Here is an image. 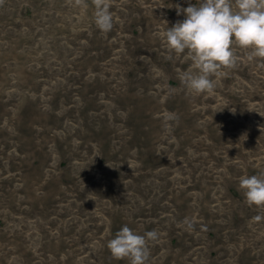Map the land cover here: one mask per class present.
<instances>
[{
	"label": "rangeland",
	"instance_id": "1",
	"mask_svg": "<svg viewBox=\"0 0 264 264\" xmlns=\"http://www.w3.org/2000/svg\"><path fill=\"white\" fill-rule=\"evenodd\" d=\"M107 2L104 33L95 0H0V264H129L123 226L156 231L146 264H264L239 188L264 177V58L233 45L192 94L162 36L199 0Z\"/></svg>",
	"mask_w": 264,
	"mask_h": 264
},
{
	"label": "clouds",
	"instance_id": "2",
	"mask_svg": "<svg viewBox=\"0 0 264 264\" xmlns=\"http://www.w3.org/2000/svg\"><path fill=\"white\" fill-rule=\"evenodd\" d=\"M175 7L183 19L169 26L162 40L170 53L179 56L187 52L195 71L183 72L180 80L190 93L211 92L216 86L211 77L222 67L236 66L233 45L251 49L249 60L264 58V0H199ZM109 9L107 0H95L94 23L104 33L113 28ZM239 188L248 205L264 207V177L244 176ZM156 238V231L140 235L123 226L107 248L116 260L146 264L150 254L147 241Z\"/></svg>",
	"mask_w": 264,
	"mask_h": 264
},
{
	"label": "bare ground",
	"instance_id": "3",
	"mask_svg": "<svg viewBox=\"0 0 264 264\" xmlns=\"http://www.w3.org/2000/svg\"><path fill=\"white\" fill-rule=\"evenodd\" d=\"M16 234V233H15ZM10 237V236H9ZM12 239V238H11ZM22 240V239H21ZM23 241V240H22ZM23 243V242H22ZM5 248V247H4ZM15 249H16V247H15ZM11 251H12V249H11ZM35 251V250H34ZM14 255V254H13ZM35 258V257H34ZM3 261V260H2ZM37 262V261H36Z\"/></svg>",
	"mask_w": 264,
	"mask_h": 264
}]
</instances>
